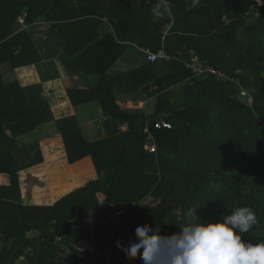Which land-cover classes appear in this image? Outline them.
I'll use <instances>...</instances> for the list:
<instances>
[{"label":"trees","instance_id":"16d2710c","mask_svg":"<svg viewBox=\"0 0 264 264\" xmlns=\"http://www.w3.org/2000/svg\"><path fill=\"white\" fill-rule=\"evenodd\" d=\"M146 2L0 0V239L7 243L0 250V264H15L21 256H26L28 264H105V250L111 240L127 244L142 223L159 227L162 234L176 232V224L190 208H195L199 217L218 219L247 206L258 222L243 235L252 241L264 240V0H199L195 6L194 0H171L175 24L164 42L163 8L140 7ZM23 16L29 26L40 20L47 25V34L58 36L59 48L52 57L59 59L70 74L101 76L94 89L98 96L94 97L108 117L104 121L107 138L91 143L76 117L56 121L70 162L92 155L100 177L110 168L113 172L106 181L91 180L51 206L24 205L20 191L19 171L44 161L39 139L35 149L26 147L29 162L18 165L17 159L13 161L17 146L26 142L24 135L41 130L38 127L51 119L46 97L39 96L40 90L33 94L36 86L23 87L18 80L7 82L3 74L4 68L15 69L44 59L33 34L22 29L19 19ZM134 44L150 46L154 51L164 47L172 57L150 63L154 72L157 64L165 62L167 73L153 82L149 94L140 96L159 95L151 116L155 152L146 150L145 111L125 110L117 102L113 86L119 76L109 73L117 60L104 65L108 49L121 55ZM194 55L226 77L218 79L211 72L192 76L184 62ZM100 65L105 68L97 69ZM21 76L23 80L33 79L24 72ZM242 88L252 96V104L242 96ZM69 94L73 104L87 102V96H79L82 91L70 89ZM160 116L172 127L156 128L154 122ZM124 123L127 130L121 131L119 126ZM12 143L18 144L12 147ZM50 147L44 143L47 152ZM54 164H64L70 173H78L71 175L67 184L51 188V201L94 174L89 161L69 165L61 153L47 154L46 163L33 172L39 177L46 175ZM28 172L21 173L24 181ZM45 191L36 186L32 200L39 202ZM98 193L105 195L102 203ZM102 204L117 210L126 208L113 221L114 238L110 242L100 221L89 222V213ZM74 210L78 215L69 221ZM79 223L84 225L79 227ZM31 231L36 236L30 237ZM92 234L98 250L103 251L101 255L91 254L93 262L83 258L91 252L75 248L80 237L89 241ZM69 236L72 242L67 250L63 240ZM63 250L69 254L58 260ZM126 264L142 262L136 257Z\"/></svg>","mask_w":264,"mask_h":264},{"label":"crops","instance_id":"0c3cea01","mask_svg":"<svg viewBox=\"0 0 264 264\" xmlns=\"http://www.w3.org/2000/svg\"><path fill=\"white\" fill-rule=\"evenodd\" d=\"M144 4L141 3L140 7L145 6ZM104 21L106 23L105 27L106 29H108V32H109V24H107L106 19ZM46 35L44 37H46ZM134 45L135 46L133 48L128 49L125 52V54H121V55L118 53V51L114 53L112 49H108L107 54L105 55L104 65L106 66L110 60L111 61L117 60L113 64L112 69L109 73H111V77L119 76V79L114 80V86H113V90L116 93V96H118L117 102L119 106L125 110H130V109L131 110H136V109L142 110L143 109L145 113L148 115V117L151 118V116H153L155 113V107H156L159 95L153 93L152 96L150 95H146L147 97H140V96H145V94H149L154 89L153 82H155L160 76H162V74H166L167 68L165 66V62H162L161 64H157V67L155 68L154 72L150 70L149 69L151 68L150 63H154V62H149L146 56L142 53V51L138 49V47L136 46L137 44H134ZM139 46H143V45L139 44ZM41 49H42V52L44 53L42 47ZM51 58L53 61L51 60ZM51 58H46L44 56L43 61L37 64H30V65H26L22 67H17L15 69L4 68L3 74L5 77V80L7 82L18 80L23 87L36 86L37 88H34L35 90H33L34 91L33 94L37 93V90H40L39 96L46 97L50 105L52 122L56 123V121L60 119L74 116L77 118V121L79 122V125L83 131L84 137L88 142L90 143L96 142V141H100V140L107 138L108 134H107V130L104 125V121L108 117L104 115L99 99L97 97H94V96H98L96 92H94V89L100 83L101 76L98 73H92L89 75L88 74L79 75L76 73L70 74L66 66L59 59L55 57H51ZM164 66H165V71H162V67ZM103 68L105 67L103 65H100L97 69H103ZM23 72L25 75L27 74V76L33 75V79L23 80L21 76ZM148 73H150V76H149L150 79H148L147 81L145 80V78L146 79L148 78L147 77ZM147 84H150L151 88L148 92H144L143 88ZM70 89L82 91L84 94H80L79 96H87V102H84L81 104H73L70 98V94H69ZM51 96L53 97L52 101H51V98H52ZM131 97H134L135 100L131 99ZM59 109H62V112H59ZM161 119H163V117L160 116V119L158 120H161ZM124 126L128 127L127 123L121 124L119 126V129L121 131H126L127 128L124 129L123 128ZM44 143H49L51 145L50 152H47L45 150ZM39 144H40V148L43 153L44 161L42 163L22 169L18 173L20 191L22 195V202L24 205H48V206L54 205L58 200L72 193L75 189L84 187L87 185L89 181L100 178L99 172L96 168L92 155H86L75 162L69 161L65 142H64L62 133L60 131L55 132V131H51V129H48L47 134L39 138ZM149 145H150V149H151V146L156 145L153 138L150 142H146L147 151H150L148 150ZM52 151L65 155V159L67 161V164L69 165L77 164V163L83 164L85 161H89L94 168L93 176L88 178L84 184L74 187L71 191L66 192L60 197L54 199L53 201H51V199L49 198L48 192L51 190L53 186H55V184L53 185L52 182H49L48 177L50 176L49 173L52 171H55L54 169L60 167L61 164H54L50 168L48 174L43 175L42 173L40 177L38 176L36 172L35 173L33 172V169L36 168L38 165L46 163L47 154L52 155V156L57 155V153L55 154ZM22 172H28L25 178L26 179L25 181L21 177ZM77 173L78 171L76 172V174ZM33 178H37L38 180L41 179L42 182L46 183L45 185L46 187H43V189L45 188L44 190H46L45 194L38 200L39 202H34L32 200L33 191L35 190V187L38 186L34 184L31 187L30 181ZM56 178L58 179L57 181L58 185L63 184L61 180L65 178V174L59 173L58 175H56ZM28 186L31 187L30 188L31 190L27 189ZM25 189L31 191L30 193L31 202H29L27 196H25L27 203H25L24 201V190ZM97 197L100 203H102L105 200V195L103 193H98ZM92 212L93 211L89 213L90 216ZM77 215H78V210H76V217ZM89 222H92L90 221V218H89ZM93 224L95 223L92 222L91 225ZM83 225L84 224H80V223L78 224L79 227H82ZM28 235L30 237H34L36 236V233L34 231H31L28 233ZM70 238L71 237L69 236L68 240H63L64 249L69 250V247L71 246V242H72ZM95 240H96L95 235L92 234L89 241H86L84 238L80 237L76 241V244H75V248L77 251L82 252L83 250L87 249L88 252H91L86 255H83L84 256L83 258H86L92 262H93V257L91 255L92 253H95V254L97 253L100 255L103 253V251L98 250ZM107 242H110V240H107ZM118 243L119 242H117L116 239L111 240L110 243H107V246L108 244L109 246L105 250V255H106L105 264H120L122 262L126 264L127 261L130 259L129 257L126 256L125 252L120 247L117 246ZM111 244L114 247L116 246L117 249L114 250L112 249V247L110 249ZM1 249L3 248H0V250ZM112 252H115V255H113ZM72 253L77 254L76 251H73ZM68 254L69 252H65L63 250L62 253L58 257V260L66 258ZM112 258L115 259L113 263L111 260ZM19 261H21V263L23 264H28V260L26 256H21L15 262V264H17V262Z\"/></svg>","mask_w":264,"mask_h":264},{"label":"clouds","instance_id":"9594fccd","mask_svg":"<svg viewBox=\"0 0 264 264\" xmlns=\"http://www.w3.org/2000/svg\"><path fill=\"white\" fill-rule=\"evenodd\" d=\"M198 3L194 0L192 6ZM20 19L25 21V16ZM25 24L21 23L22 29L29 30ZM194 209L180 218L176 232L162 234L159 227L142 223L135 228L134 239L117 246L127 257H139L142 264H264V240L252 241L243 235L258 222L252 209L238 207L218 219L199 217Z\"/></svg>","mask_w":264,"mask_h":264},{"label":"built area","instance_id":"2783aa9c","mask_svg":"<svg viewBox=\"0 0 264 264\" xmlns=\"http://www.w3.org/2000/svg\"><path fill=\"white\" fill-rule=\"evenodd\" d=\"M162 2L163 11L168 18L166 19V23L164 24L162 28V41L164 42L167 35L171 33V30L175 24V18L172 13V2L171 0H157ZM160 10V9H156ZM21 23H24V26H26L24 19H20ZM112 31V28H110ZM138 49L142 51V53L146 56L147 60L149 62H156L158 60H164V61H170L172 58L164 49V47L160 48L158 51H154L150 46H139L136 45ZM185 68L189 71H191L192 76H201L204 73L211 72L213 74L217 75L218 79H223L226 77V74L224 72H220L217 69H215L207 60H204L200 58L197 55H194L190 61H185ZM242 96L247 98L248 103L252 104L253 98L249 95V93L242 88ZM155 123L156 128H171L172 124L164 119L158 120ZM151 124L152 119L148 117L146 126L144 127V132L148 135L147 139H150L152 136L151 132ZM124 129L127 128V126L123 127ZM151 149L155 151L157 150V146H151ZM154 151V152H155ZM136 206V203H132V207ZM126 211V208H122L121 210L115 209V207H108L106 205H101L98 208H95L94 212L91 214L90 218L92 222H96L97 220L101 222V225L103 226V229L105 231V236L107 240H111L114 237L113 232V221H116L119 216Z\"/></svg>","mask_w":264,"mask_h":264},{"label":"rangeland","instance_id":"374dc122","mask_svg":"<svg viewBox=\"0 0 264 264\" xmlns=\"http://www.w3.org/2000/svg\"><path fill=\"white\" fill-rule=\"evenodd\" d=\"M22 28H23V26H22ZM28 28H29V31L33 34V37L36 40V42H38V44L43 48V41L45 39L44 36L47 34L46 31L48 29L47 25L46 24H33L30 27H28ZM51 60H52V58H51ZM162 71H165V66L162 67ZM52 99H53V97L51 98V101H52ZM59 112H62V109H59ZM51 120H52V118L50 120L46 121L42 126L38 127V128H42L41 130H39V129H35L33 131L30 130L27 134L24 135L22 140H24L26 142L24 144H21V146H17L16 149L18 151H16V155H15L13 161H15V159H17L16 161H17L18 165L19 164H26V162L30 161V158H28L30 156L28 154H26V152H28L26 147L28 148V147L32 146L35 149L36 148L35 147V142L40 138L41 135H46L48 129H51V131H55V132L60 131L59 128H58L57 123L52 122ZM49 121H51V122H49ZM152 138H153V135L151 136L150 139L152 140ZM151 140H147V142H150ZM25 144H26V146H24ZM16 145L14 143H12V147H15ZM148 150H150L152 152L155 151V149L154 150L150 149V145H149V149ZM23 152H25V154ZM52 152L55 153V154L57 153V152H54V151H52ZM22 154H24V155L22 156ZM54 170L56 171V173H55V171H52L53 174H52V172H50L49 173L50 176L48 177L49 178V182H52L53 185L54 184L58 185V182H57L58 179L56 178V175H58L59 173L60 174L61 173L65 174V178L63 180H61V182H65V184H67L68 183L67 181L69 180L70 176L71 175H75L76 176V172H77V170H75L74 172L71 171L73 173H70V170L63 164H61L60 167H58V168H56ZM30 182H31V187L34 184L40 186L41 188L46 187L45 186L46 183L42 182L41 179L38 180L37 178H33ZM31 187L28 186L27 189H30ZM30 190H26V189L24 190V201H25V203H27V200H26L25 196H27L29 202H31V194H30L31 191ZM6 244L7 243L4 240L0 239V248H4L6 246ZM17 264H23V263H21V261H19V262H17Z\"/></svg>","mask_w":264,"mask_h":264},{"label":"water","instance_id":"95a60500","mask_svg":"<svg viewBox=\"0 0 264 264\" xmlns=\"http://www.w3.org/2000/svg\"><path fill=\"white\" fill-rule=\"evenodd\" d=\"M145 6H147L150 9H155V8H161L162 7V2L157 1V0H148V2L146 4H144ZM165 18L167 19L168 17L164 14ZM59 48V39L58 36L56 34L50 33L48 35H46L44 41H43V51H44V56L46 58H51L55 52L57 51V49ZM151 86L150 84H147L144 88L143 91L144 92H148L150 90ZM124 151L121 150V153ZM113 169L110 168L108 169V171L100 177V179L102 181H106L110 175L112 174ZM76 218V210H74L69 216H68V220L69 221H73ZM13 242H10V249L12 248Z\"/></svg>","mask_w":264,"mask_h":264}]
</instances>
